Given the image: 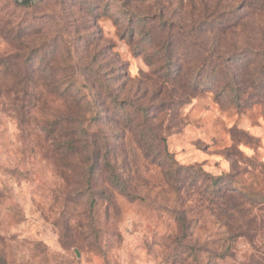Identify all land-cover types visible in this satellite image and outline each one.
<instances>
[{"label":"rangeland","instance_id":"rangeland-1","mask_svg":"<svg viewBox=\"0 0 264 264\" xmlns=\"http://www.w3.org/2000/svg\"><path fill=\"white\" fill-rule=\"evenodd\" d=\"M246 1L0 0V254L7 264H264V99L250 87L237 102L193 70L204 57L185 60L178 51L175 63L190 70L165 77L164 51L130 23L157 2L189 33L205 5ZM177 31L168 36L183 51H203L214 38L209 30L184 38ZM219 39L236 56L254 51L258 66L264 9ZM66 93L85 102L74 106ZM147 127L154 160L138 142ZM68 141L76 154L66 151ZM165 153L179 166L230 176L236 190L261 199L245 205L254 223L230 229L202 197L203 178L177 192L165 177ZM111 167L125 191L110 182Z\"/></svg>","mask_w":264,"mask_h":264},{"label":"trees","instance_id":"trees-1","mask_svg":"<svg viewBox=\"0 0 264 264\" xmlns=\"http://www.w3.org/2000/svg\"><path fill=\"white\" fill-rule=\"evenodd\" d=\"M160 6V7H158ZM165 9V4H158L157 2L153 6L148 5V9L145 10V15L143 16L141 22H136L134 18L130 20L131 26L137 30L138 34H141L143 38H149L150 44L155 47H159L164 51L163 60H165L169 67L168 70L163 74L167 78H175L179 76H185L189 72L187 68H183L181 61L179 59L174 60L175 51L180 54L181 58L185 60H195L197 57H204L203 62L197 66H193V70L197 71L201 76L203 72L206 77L211 80V83L215 88L220 89V92L231 96L232 99L237 102L242 100V93H245L248 88H253L258 95V98L264 99V57L262 63L255 64L257 56L253 53L254 51L243 55V53L236 56L234 48L226 49L220 43V37L225 36L228 33L233 32V29L245 20L251 11H258L264 9L263 0H247L243 4L234 6L232 4L221 6L219 3L214 5L204 6L201 17L198 19L199 24H193L190 26L189 33L184 27L183 21H172L166 19L163 10ZM152 12H155L152 14ZM151 15V16H150ZM149 18L157 19V25L149 23ZM193 20H191L192 22ZM201 26H204L205 30H201ZM176 28L182 35H178L177 38L190 37L191 34L197 32L210 31L214 38L209 44V47H205L203 51H200L198 47L197 51H183L176 47L174 38L169 37V31ZM177 31V32H178ZM191 31V32H190ZM134 35V34H133ZM190 35V36H189ZM178 51V52H177ZM258 53V51H257ZM261 55L262 54H259ZM264 55V54H263ZM259 59V58H258ZM195 67V68H194ZM204 77L200 79L203 80ZM200 84L202 81H199ZM199 82L193 85L195 91L200 86ZM84 97L75 96L69 93L65 96V100L74 106H80L84 103ZM241 102V101H240ZM124 121L127 123H132L133 119L131 117H125ZM138 142L145 147V156L147 158H152L154 160L155 155H153V144L154 137L151 128L138 131ZM141 145V146H142ZM68 152L76 154L77 147L75 143L68 141L66 143ZM165 150V149H164ZM166 151V150H165ZM165 155L169 158L165 161L167 166L165 171V177L169 183H171L177 192L182 191L190 184H193L197 178H203L206 180V188L202 192V197L208 200V203L214 205L213 207L218 208V214L228 222L230 229H242L244 225H252L255 218H249L248 213L250 210L245 208V205H253L254 203H262L261 199H258L251 193H246L241 190H236L232 187L233 181L230 176H220L212 177L201 170H196L193 167H182L177 165V163L170 159V155ZM96 158H100L96 156ZM160 158H162L160 156ZM97 163V162H96ZM108 165V164H107ZM114 168L109 169V180L115 188L120 191H125L120 184L118 177L113 173ZM92 173V170H90ZM224 179L227 182H224ZM208 182V183H207ZM221 202V203H220ZM180 220V219H179ZM0 264H7L5 258L0 254Z\"/></svg>","mask_w":264,"mask_h":264},{"label":"water","instance_id":"water-1","mask_svg":"<svg viewBox=\"0 0 264 264\" xmlns=\"http://www.w3.org/2000/svg\"><path fill=\"white\" fill-rule=\"evenodd\" d=\"M15 2H17V3H27V2H34V1H36V0H14Z\"/></svg>","mask_w":264,"mask_h":264}]
</instances>
